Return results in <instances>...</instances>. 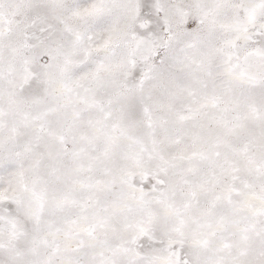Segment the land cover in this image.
I'll return each instance as SVG.
<instances>
[{"label":"snow or ice","instance_id":"obj_1","mask_svg":"<svg viewBox=\"0 0 264 264\" xmlns=\"http://www.w3.org/2000/svg\"><path fill=\"white\" fill-rule=\"evenodd\" d=\"M0 264H264V0H0Z\"/></svg>","mask_w":264,"mask_h":264}]
</instances>
